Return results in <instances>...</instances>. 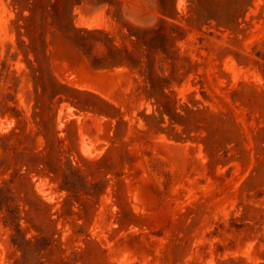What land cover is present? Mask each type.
<instances>
[{"label": "rangeland", "instance_id": "rangeland-1", "mask_svg": "<svg viewBox=\"0 0 264 264\" xmlns=\"http://www.w3.org/2000/svg\"><path fill=\"white\" fill-rule=\"evenodd\" d=\"M0 200V264H264V0H0Z\"/></svg>", "mask_w": 264, "mask_h": 264}, {"label": "trees", "instance_id": "trees-1", "mask_svg": "<svg viewBox=\"0 0 264 264\" xmlns=\"http://www.w3.org/2000/svg\"><path fill=\"white\" fill-rule=\"evenodd\" d=\"M3 200H0V209H4L6 208V210L8 211V213L10 214L9 216H7V219H6V222L12 226L15 230V233L12 235V239H13V242L18 245L19 247H23L22 246V242H24L25 244H31V241L30 240H27L25 239V236H24V233L21 229V226L18 222V217H17V210L15 208H10V206H8V204H3ZM20 240L22 242H20ZM44 242V247H47L49 245V240L48 239H44V238H41V239H37L35 241V246L38 247V245L36 244H39V243H43Z\"/></svg>", "mask_w": 264, "mask_h": 264}]
</instances>
